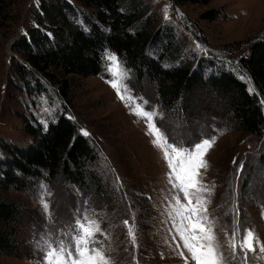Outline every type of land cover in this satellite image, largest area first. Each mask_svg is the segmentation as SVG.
<instances>
[{
  "label": "rangeland",
  "instance_id": "obj_1",
  "mask_svg": "<svg viewBox=\"0 0 264 264\" xmlns=\"http://www.w3.org/2000/svg\"><path fill=\"white\" fill-rule=\"evenodd\" d=\"M38 1L4 0L0 10V140L27 147L33 142L26 128L29 122L47 126L57 113L65 112L96 147L95 168L109 185L107 194L112 200L92 199L61 177L52 182L34 179L26 189L8 190L21 206L18 246L12 254H1L0 264H44L42 238L51 234L53 239L67 242L72 226L82 216L99 223L97 247H102L111 264H193L170 215L177 191L169 182L163 150L153 143L156 136L149 132L151 121L133 112L138 104L155 113L156 126L169 144L191 146L215 137L200 179L213 189L207 208L217 240L227 256V240L238 221L237 240L246 230H253L259 243L255 254L250 252L246 261L236 264H264V253L259 252L264 244V134L257 137L232 127L227 120V98L214 90L192 89L183 99L182 111L164 110L153 85L146 81L139 89L132 72L119 59L128 73L120 86L122 100L109 82L117 78L108 71L107 54L117 56L109 49L103 53L101 73L67 75V95L48 82L44 91L30 92L15 71L13 63L19 54L12 42L33 22L30 13ZM142 1L146 14L153 13L152 26L164 22L173 26L183 41L178 53L191 67L201 65L206 73L231 69L252 89L250 77L237 66V59L247 53L252 40L264 36V0ZM211 8H220L221 13L206 17ZM180 56L164 58L162 63L178 62ZM5 153L0 148V158ZM241 164L243 169L238 171ZM180 198L185 202L182 194ZM128 226L134 228L135 246ZM237 253L242 255L239 248Z\"/></svg>",
  "mask_w": 264,
  "mask_h": 264
},
{
  "label": "trees",
  "instance_id": "obj_2",
  "mask_svg": "<svg viewBox=\"0 0 264 264\" xmlns=\"http://www.w3.org/2000/svg\"><path fill=\"white\" fill-rule=\"evenodd\" d=\"M3 3L0 0V10ZM147 11L142 0H39L30 13L33 22L12 42L19 54L15 71L30 92L44 91L48 82L67 95V75L101 73L103 53L109 49L132 72L139 89L146 81L153 85L164 110L182 111L192 89L214 90L227 98L232 127L263 135L264 36L252 40L247 53L237 59V66L250 77V90L231 69L206 73L201 65L191 67L178 53L183 41L173 26H152L153 13ZM220 13V8H211L205 16ZM176 56L181 57L178 62L162 63ZM26 128L33 135L27 147L0 140L6 152L0 158V255L12 254L18 246L21 206L8 190L26 189L34 179L52 182L61 177L92 199L109 197V185L95 168L96 147L65 112L57 113L47 126L29 122Z\"/></svg>",
  "mask_w": 264,
  "mask_h": 264
},
{
  "label": "snow or ice",
  "instance_id": "obj_3",
  "mask_svg": "<svg viewBox=\"0 0 264 264\" xmlns=\"http://www.w3.org/2000/svg\"><path fill=\"white\" fill-rule=\"evenodd\" d=\"M106 58L111 62L108 71L117 77L109 82L123 100L120 86L128 78L127 70L114 53L107 54ZM124 87L127 88V85L124 84ZM143 103L147 104L146 101ZM133 112L151 121L149 132L156 136L153 143L163 150V157L169 168V182L177 191L174 204L170 205V215L173 216V224L183 241V247L191 254L193 264H236L238 260L246 261L250 252L255 254L256 243H259L258 235L253 230H246L243 238L237 240L240 234L239 226L238 221H234L236 226L233 236L227 240L228 253L225 256L222 245L217 240L214 220L208 215V196L213 189L201 181L200 170L208 167L205 157L214 144L215 137L202 139L191 146L169 144L166 137H162L160 128L156 126L154 112L144 110L139 104L133 108ZM84 134L88 135L87 132ZM242 169L243 164L238 171ZM181 194L185 202L181 201ZM43 207L51 222L48 205L44 203ZM124 223L128 225L127 221ZM127 232L135 246L134 228L128 226ZM98 233H101L99 223L91 217L82 216L72 226L67 242L64 239H53L51 234L46 235L40 243L45 258L44 264H111L102 247H97ZM237 248L242 255L237 253ZM259 252L264 253V244L259 247Z\"/></svg>",
  "mask_w": 264,
  "mask_h": 264
},
{
  "label": "water",
  "instance_id": "obj_4",
  "mask_svg": "<svg viewBox=\"0 0 264 264\" xmlns=\"http://www.w3.org/2000/svg\"><path fill=\"white\" fill-rule=\"evenodd\" d=\"M14 39H12L11 41H13Z\"/></svg>",
  "mask_w": 264,
  "mask_h": 264
}]
</instances>
